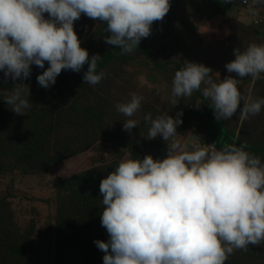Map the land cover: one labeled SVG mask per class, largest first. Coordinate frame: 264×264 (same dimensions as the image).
<instances>
[{
  "label": "clouds",
  "instance_id": "clouds-1",
  "mask_svg": "<svg viewBox=\"0 0 264 264\" xmlns=\"http://www.w3.org/2000/svg\"><path fill=\"white\" fill-rule=\"evenodd\" d=\"M170 7V0H0V71L14 82L10 90L0 89V100L14 113L26 115L30 88L15 82L30 78L32 65L44 69L36 80L45 89L62 70L80 72L85 64L83 83L96 85L104 78L103 71L97 72L101 56L89 58L74 31L82 13L106 23L105 42L127 54ZM233 55L225 68L235 76L219 81L211 67L186 60L174 73L170 103L175 107L177 98L200 90L210 99L217 120L230 119L238 110L241 119L259 114L264 97H254L251 90L244 96L238 84L240 78L256 80L264 74V43L236 47ZM143 99L133 92L116 109L133 117ZM201 104L197 99L195 106ZM182 115V109L175 116L167 111L155 118L145 114L147 138L167 141L168 155L122 159L101 180L100 219L109 239L94 243L105 252L103 264H225L235 249L264 240V162L244 144L212 143L186 150L174 139ZM138 124L129 118L123 129L131 132Z\"/></svg>",
  "mask_w": 264,
  "mask_h": 264
},
{
  "label": "rangeland",
  "instance_id": "rangeland-1",
  "mask_svg": "<svg viewBox=\"0 0 264 264\" xmlns=\"http://www.w3.org/2000/svg\"><path fill=\"white\" fill-rule=\"evenodd\" d=\"M214 1L170 0L171 7L165 17L154 21L150 35L142 38L139 46L127 54L105 42L106 23L82 13L74 21V31L81 47L88 50L89 58L93 54L101 56L97 72L103 71L104 78L96 85L83 83V73L88 67L85 64L80 72L62 70L56 83L45 89L36 80L44 69L32 65L30 78L15 82L28 83L31 104L26 110L25 123L17 124L15 132L22 137L28 126L31 132L49 129L47 157L52 165L35 169L19 165L23 157L30 158L27 149H22L19 137H15V144L2 146L5 158L8 156L7 159H14L17 164L11 166L7 160H0V232L7 228L19 232L25 248L24 252L15 243L2 245L0 236V255L8 257L7 263L24 264V253L31 256L33 264L94 262L86 258V247L79 242L59 246L57 215L61 197L66 198L72 191L81 192L84 198L97 196L93 207L98 214L104 206L102 195L98 197L95 190L100 193L101 180L122 159H142L147 154L154 159L165 158L167 141L160 136L147 138L150 125L144 120L145 114L151 113L155 118L167 111L175 116L182 109L183 123L177 126L174 139L189 151L195 145L212 144L207 136L210 129L206 127V120L196 113L195 106L197 99L201 105H211L210 99L197 90L190 97L177 98L180 102L175 107L170 103L175 71L187 60L211 67L214 80L235 76L225 68L226 62L234 59V48L243 49L253 42L264 43V25L253 23L257 17L264 19V3L218 0L217 9ZM250 9H254L255 14ZM43 15L48 18V13ZM47 67L45 62V69ZM13 83L10 78L5 80L0 71V89L10 90ZM238 88L244 96L251 90L254 97H264V74L256 80L250 76L240 78ZM133 92L144 99L133 117H125L117 111L116 105L130 99ZM190 104H193L192 109ZM9 107L7 105L9 120L15 119L18 114ZM129 118L139 121L131 132L123 129V121ZM220 121L233 133V144L246 145V151L264 162V108L259 114L244 119L238 110L232 118ZM1 126L5 130L9 128L4 123ZM7 132L9 134L1 135L3 139L14 136ZM56 154L65 158L57 161L53 158ZM91 172H94V181L82 187ZM79 226L86 228L82 229L83 242L87 240L93 245L97 239L108 240V234L102 235L107 230L101 232L90 230L88 225ZM12 247L18 252H11ZM225 264H264V240L246 249H235Z\"/></svg>",
  "mask_w": 264,
  "mask_h": 264
},
{
  "label": "trees",
  "instance_id": "trees-1",
  "mask_svg": "<svg viewBox=\"0 0 264 264\" xmlns=\"http://www.w3.org/2000/svg\"><path fill=\"white\" fill-rule=\"evenodd\" d=\"M219 1L215 0L214 5L215 8H219ZM264 25V24H260ZM28 84L27 82H24ZM197 114L203 116L206 120L207 128L210 129L207 136L211 143H215L217 147L224 146L226 144H233L234 135L233 133L227 131L220 120H217L214 116L213 109L210 104L201 105L197 111ZM26 115L18 114L15 119H10V116L7 113V104L2 103L0 100V136L9 134L7 131H10L14 136H10L7 139H3V136L0 137V160L8 161L11 166L17 164V161L9 160L5 158L6 154L4 151L3 144L10 143L15 144V137H19L20 144L22 145V149H27L30 153L29 159L23 157V160L19 163V165H26L28 168L35 169L41 167H50L52 164L50 162L51 159H48L49 153V140H50V130L45 129L40 132L33 131L31 132V128L25 130L24 135L21 137L18 133L15 132V127L18 125H22L25 123ZM4 123L9 128L5 130L1 124ZM28 125V123H27ZM25 139V140H24ZM18 144V145H20ZM23 155V154H22ZM53 158L57 161H61L65 158V156H59L56 154ZM74 179V178H73ZM94 181V172L89 173V176L85 178L84 185L82 187L90 186V183ZM74 183V180H71V184ZM78 185H81L79 183ZM81 187V188H82ZM70 190H68V193ZM95 194L101 196L99 192L95 190ZM62 196V195H61ZM60 196V197H61ZM97 199V196L93 198H84L81 196V192L72 191L66 198L65 196L61 197V202L58 208L57 222H58V244L60 247H64L67 244H76L77 242L81 243L86 247V258L91 259L94 262H88V260L84 261V264H103V256L105 252L100 250L95 244H91L89 241H82L84 236L82 235V229H86L83 226H79L81 224L88 225L90 230L98 229L101 232L105 231L106 228L101 225L100 214L102 211H99L97 214L95 212L94 202ZM3 232H0L2 245H8L11 243H15L16 246L22 247L25 252V248L21 243V236L18 232H12L10 228L3 229ZM107 231L103 232L102 235H107ZM107 238H105L104 241ZM109 239V237H108ZM13 253H17L18 249L12 247ZM8 257L0 255V264H10L7 263ZM22 261L24 264H33V260L31 256H27L25 253L22 256ZM17 261H15L16 263ZM18 264V262L16 263Z\"/></svg>",
  "mask_w": 264,
  "mask_h": 264
},
{
  "label": "built area",
  "instance_id": "built-area-1",
  "mask_svg": "<svg viewBox=\"0 0 264 264\" xmlns=\"http://www.w3.org/2000/svg\"><path fill=\"white\" fill-rule=\"evenodd\" d=\"M241 3H243V4L247 3V0H241ZM253 23L256 25L264 24V19H263V17H257V18H255ZM192 107H193V104H190L189 108L192 109Z\"/></svg>",
  "mask_w": 264,
  "mask_h": 264
}]
</instances>
